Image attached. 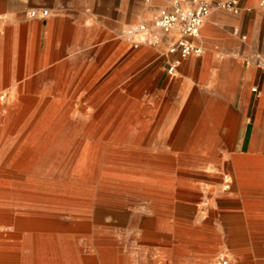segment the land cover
I'll return each instance as SVG.
<instances>
[{"label":"crops","instance_id":"crops-1","mask_svg":"<svg viewBox=\"0 0 264 264\" xmlns=\"http://www.w3.org/2000/svg\"><path fill=\"white\" fill-rule=\"evenodd\" d=\"M208 1L210 12L193 41L202 55L181 61L169 76L171 57L164 55L177 33L161 35L155 48L134 49L125 37L130 26L151 23L159 9L168 8L166 0H5L0 107L17 109L11 130L28 136L27 150L13 159L16 166L1 171L8 180H0V264H91L63 242L70 237L55 235L65 230L64 222L50 216L100 215L127 194L151 198V156L121 151L119 135H60L66 123L60 120L61 107L90 105L93 90L103 83H95L98 77L105 81L150 58L151 134L158 133L156 139L188 134L214 161L221 142L228 147L232 140L242 141L244 151L224 165L234 176L231 192L200 214L217 236H227L225 252L242 249V236L250 231L257 237L253 252L264 253L259 238L264 235V13L260 0H234L236 13L217 8L228 0ZM180 6L190 9L192 0H180ZM33 9H47L49 16L30 18ZM62 92L73 95L67 99ZM71 122L79 125L74 132L84 125ZM53 164L59 165L56 170ZM136 174L143 179H135ZM72 224L82 229L84 223ZM142 225L151 228V221ZM71 241L75 244L74 236ZM97 257L100 264L110 263L102 253ZM239 264H264V259L242 256Z\"/></svg>","mask_w":264,"mask_h":264},{"label":"rangeland","instance_id":"rangeland-1","mask_svg":"<svg viewBox=\"0 0 264 264\" xmlns=\"http://www.w3.org/2000/svg\"><path fill=\"white\" fill-rule=\"evenodd\" d=\"M4 2L0 0V9L4 8ZM116 73L105 81L104 77L96 79L95 83H103L93 90L90 105L61 107L64 115L60 120L66 123L60 135L82 138L119 135L123 137L119 144L121 151H135L141 158L151 156V198L127 194L118 200L123 207L118 206L116 200L115 205L100 215L74 217L66 212L50 216L64 222L65 230L55 235L70 237L63 242L76 248L91 264H100L98 253L104 254L110 260L109 264H214L219 253L227 254L231 264H239L242 256L264 259L263 252H253L258 247L253 244V238L257 237L250 231L242 236L240 247L243 252L241 248L236 253L225 252L227 236H217L216 229L207 224V220L202 221L200 214L210 212L211 203L231 192L234 176L231 168L224 165L229 161L228 157L244 151L242 141L232 140L228 147L221 142L216 147L220 155L214 161L202 153L199 140L188 134H184L186 138L183 139H178L179 134L175 133L171 139H156L158 133L151 134V58L124 74L122 70ZM61 95L71 99L73 93L62 92ZM16 110L4 104L0 107V180H8L1 171L15 167L16 154L27 150L28 133L11 130L15 126L11 115ZM71 120L84 124L80 131H73L79 125ZM117 127L122 130L114 132L112 129ZM58 166L52 165L55 170ZM224 176L231 182L227 191L223 188ZM134 178L143 179L138 174ZM22 181L23 178L18 180ZM239 190L243 196L244 186ZM216 209L219 210V206ZM143 221H151V228H143ZM73 222L84 223L82 229L75 228ZM73 236L75 244L71 241ZM259 238L264 240V235ZM23 254L27 256L29 251Z\"/></svg>","mask_w":264,"mask_h":264},{"label":"built area","instance_id":"built-area-1","mask_svg":"<svg viewBox=\"0 0 264 264\" xmlns=\"http://www.w3.org/2000/svg\"><path fill=\"white\" fill-rule=\"evenodd\" d=\"M168 8H161L154 15L151 23H141L130 26L125 37L131 42L134 49L140 47H157L161 43V35L177 33L178 38L171 42L165 51L164 57H171L166 63V73L173 76L181 61L189 57H200L203 53L202 48L193 41L199 37L200 28L210 12L208 0H192L190 9H183L180 0H166ZM259 7L264 13V0L259 1ZM217 8L233 13L238 11L237 2L228 0L217 3ZM30 18H47V9H33L28 11ZM255 93L256 90L254 89ZM230 179L223 177V188L229 190ZM204 206H208L204 203ZM214 264H231L230 258L225 253H219L214 258Z\"/></svg>","mask_w":264,"mask_h":264},{"label":"bare ground","instance_id":"bare-ground-1","mask_svg":"<svg viewBox=\"0 0 264 264\" xmlns=\"http://www.w3.org/2000/svg\"><path fill=\"white\" fill-rule=\"evenodd\" d=\"M22 190V189H21ZM25 191V190H24ZM35 193V192H34ZM42 194V193H41Z\"/></svg>","mask_w":264,"mask_h":264}]
</instances>
